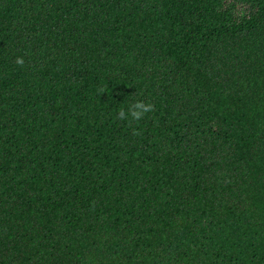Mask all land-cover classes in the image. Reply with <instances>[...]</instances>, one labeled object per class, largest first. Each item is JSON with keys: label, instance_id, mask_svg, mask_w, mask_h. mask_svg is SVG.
Returning a JSON list of instances; mask_svg holds the SVG:
<instances>
[{"label": "trees", "instance_id": "trees-1", "mask_svg": "<svg viewBox=\"0 0 264 264\" xmlns=\"http://www.w3.org/2000/svg\"><path fill=\"white\" fill-rule=\"evenodd\" d=\"M0 264H264V0H0Z\"/></svg>", "mask_w": 264, "mask_h": 264}, {"label": "clouds", "instance_id": "clouds-1", "mask_svg": "<svg viewBox=\"0 0 264 264\" xmlns=\"http://www.w3.org/2000/svg\"><path fill=\"white\" fill-rule=\"evenodd\" d=\"M21 62H22V61H21ZM136 107H137L138 109H143V111H145V112L150 110V106L145 107L143 104H137ZM133 115L136 116V117H139L140 112H134Z\"/></svg>", "mask_w": 264, "mask_h": 264}, {"label": "rangeland", "instance_id": "rangeland-1", "mask_svg": "<svg viewBox=\"0 0 264 264\" xmlns=\"http://www.w3.org/2000/svg\"><path fill=\"white\" fill-rule=\"evenodd\" d=\"M235 10L238 11V12H239V10L244 11L243 7H240V6H236Z\"/></svg>", "mask_w": 264, "mask_h": 264}]
</instances>
